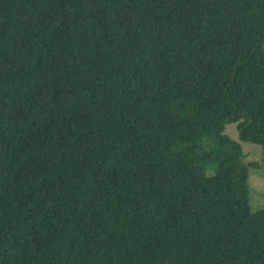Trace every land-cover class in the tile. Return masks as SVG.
Returning <instances> with one entry per match:
<instances>
[{
  "label": "trees",
  "instance_id": "16d2710c",
  "mask_svg": "<svg viewBox=\"0 0 264 264\" xmlns=\"http://www.w3.org/2000/svg\"><path fill=\"white\" fill-rule=\"evenodd\" d=\"M264 0H0V264H264Z\"/></svg>",
  "mask_w": 264,
  "mask_h": 264
},
{
  "label": "rangeland",
  "instance_id": "374dc122",
  "mask_svg": "<svg viewBox=\"0 0 264 264\" xmlns=\"http://www.w3.org/2000/svg\"><path fill=\"white\" fill-rule=\"evenodd\" d=\"M225 132L232 139L238 141L242 148L241 161L249 168L248 182L251 188L250 203L252 207H264V149L259 144L240 140L235 123L227 124Z\"/></svg>",
  "mask_w": 264,
  "mask_h": 264
}]
</instances>
